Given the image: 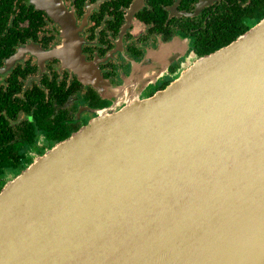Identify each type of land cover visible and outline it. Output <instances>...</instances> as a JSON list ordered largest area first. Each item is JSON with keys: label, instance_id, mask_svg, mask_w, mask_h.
Masks as SVG:
<instances>
[{"label": "water", "instance_id": "obj_1", "mask_svg": "<svg viewBox=\"0 0 264 264\" xmlns=\"http://www.w3.org/2000/svg\"><path fill=\"white\" fill-rule=\"evenodd\" d=\"M65 38L44 57L112 103L5 184L0 264H264V19L151 97L179 45L118 87L85 63L69 21Z\"/></svg>", "mask_w": 264, "mask_h": 264}, {"label": "flooded vegetation", "instance_id": "obj_2", "mask_svg": "<svg viewBox=\"0 0 264 264\" xmlns=\"http://www.w3.org/2000/svg\"><path fill=\"white\" fill-rule=\"evenodd\" d=\"M56 1L64 17L38 9L34 0H0V69L31 50L0 74L1 161L32 164L112 103L62 59L44 57L65 46L66 21L85 63L113 86H124L150 55L179 45L181 53L170 60L169 72L145 89L143 96L151 97L179 70L264 19V0ZM8 174L13 172L0 180Z\"/></svg>", "mask_w": 264, "mask_h": 264}, {"label": "trees", "instance_id": "obj_3", "mask_svg": "<svg viewBox=\"0 0 264 264\" xmlns=\"http://www.w3.org/2000/svg\"><path fill=\"white\" fill-rule=\"evenodd\" d=\"M28 166L29 165L27 163H22L21 161H1L0 157V175H4L7 171L13 172V174H8L6 179L0 180V192L10 179L17 176L16 173H20L23 169L27 168Z\"/></svg>", "mask_w": 264, "mask_h": 264}]
</instances>
